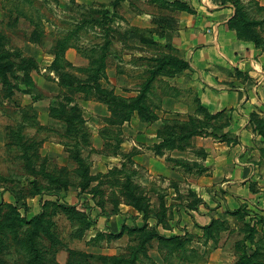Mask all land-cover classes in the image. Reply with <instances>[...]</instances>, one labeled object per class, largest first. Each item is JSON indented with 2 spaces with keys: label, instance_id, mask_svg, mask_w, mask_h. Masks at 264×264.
<instances>
[{
  "label": "rangeland",
  "instance_id": "rangeland-1",
  "mask_svg": "<svg viewBox=\"0 0 264 264\" xmlns=\"http://www.w3.org/2000/svg\"><path fill=\"white\" fill-rule=\"evenodd\" d=\"M28 1L17 7L0 0V264H30L28 239L46 264H66L71 255L73 264H89L83 254L92 256L91 264H111L132 252L137 264H204L205 249H190L187 239L183 245L146 241L154 225L135 234L128 224L110 229L126 215L140 225L144 214V221L159 219L170 237L182 202L199 200L190 190L174 194L183 184L178 178L163 187L142 175L147 148L126 144L123 131L128 123V136L145 140L138 130L159 116L164 99L157 94L177 92L169 79L186 66L170 38L179 16L192 12L191 2ZM224 2L239 9L245 32L264 42V0ZM184 92L190 90L178 91ZM199 109L152 129L164 141L166 162L193 179L200 174L197 162L178 153L202 156L191 141L211 119L218 121ZM33 206L38 212L28 214Z\"/></svg>",
  "mask_w": 264,
  "mask_h": 264
},
{
  "label": "crops",
  "instance_id": "crops-1",
  "mask_svg": "<svg viewBox=\"0 0 264 264\" xmlns=\"http://www.w3.org/2000/svg\"><path fill=\"white\" fill-rule=\"evenodd\" d=\"M189 2L192 12L179 16V27L170 38L186 64L180 76L169 79V88L177 92L157 94V99H164L156 109L159 116L150 125L141 122L138 130L145 140L130 138L128 123L123 125L124 139L130 146H146L142 175L162 180L163 187L171 178H178L183 184L174 194L190 190L199 199L193 206L182 202L180 214L173 218L179 221V228L171 234L184 236L179 239H187L190 249L204 248V264H236L241 260L244 264H264V42L238 34L232 25L236 16L232 4L223 0ZM186 89L190 92L178 93ZM179 99L184 103L179 104ZM198 107L200 113L218 121L213 124L215 118L211 119L203 128L204 135L191 141L203 150L202 156L188 149L185 154L178 153L197 162L200 174L193 179L166 162L164 141L152 129L169 116L195 115ZM156 148L160 153H155ZM35 207L28 214L37 213ZM139 219L140 225L129 215L123 216L125 223L114 220L110 229L120 232L124 224L130 225L129 230L154 225L158 234L167 232L153 216L144 221L140 214Z\"/></svg>",
  "mask_w": 264,
  "mask_h": 264
},
{
  "label": "trees",
  "instance_id": "trees-1",
  "mask_svg": "<svg viewBox=\"0 0 264 264\" xmlns=\"http://www.w3.org/2000/svg\"><path fill=\"white\" fill-rule=\"evenodd\" d=\"M10 1V3L11 4H15L17 7H18V3H20V4H24V3H26V4H29V1L28 0H9ZM225 0H223V2H224ZM178 2V1H177ZM15 6V7H16ZM235 7V9H236V16H235V20H234V22H233V27H235L236 28V30H237V32H238V34L241 36V37H243V38H245V39H250V40H252V41H254V42H257L258 41V39L256 38V37H254V36H252V35H250V34H248L247 32H245V30H246V25L244 24V22H242V20L240 21L239 20V18L240 19H242V17H240V13H239V9L236 7V6H234ZM14 8V7H13ZM20 15H18V16H25V12L24 11H22L21 9H19L18 8V11H17ZM24 12V13H23ZM23 13V14H22ZM37 26H38V24H37ZM71 37H66V38H64V40L66 41V40H68V39H70ZM185 66H186V64H185ZM0 71H2V69L0 68ZM2 82V85H6V81L4 80V82L3 81H1ZM124 120L125 121H127L128 120V118H124ZM83 132H85V129L83 130ZM83 140V139H82ZM61 210H63L65 213H69L68 211H73L72 209H70L69 207H66V206H61ZM74 213V212H73ZM145 215L143 214V217H144ZM34 219L35 218H33V220L32 221H34ZM36 220V219H35ZM31 221V222H32ZM91 226V223L90 222H88L87 224H86V226L83 228V229H88L89 227ZM146 225H144V226H141V227H135V228H132V229H130V231H129V233H131V234H135V233H137V232H142V231H144V230H146ZM144 237V236H143ZM145 239H146V241L147 240H150V239H157L161 244L162 243H165V244H167L168 242H172L173 240H177L178 241V244H181V245H183V242L179 239V236H170V237H166V236H163V235H160V234H158V233H156V230H151L150 232H147V234H145ZM143 240V239H142ZM145 241V242H146ZM141 243H142V241H141ZM24 248L25 247H27V249H29L30 250V252L28 253V260H29V262H30V264H39V263H42L41 261H43V263L42 264H46L47 263V261H46V259L44 258V255L41 253V252H38V250L37 249H35L33 246H32V244H31V241H30V239H28L24 244ZM27 252V251H26ZM83 257L85 258L83 261L85 262V263H89V264H91V261H90V259H91V257L92 256H88V255H84L83 254ZM94 259V258H93ZM137 259L138 258H136V256H134L133 255V252L131 253V257L130 258H124L123 256H119V257H116V258H114L113 260H112V263L111 264H137ZM76 261V259H74L73 257H72V255L71 256H69V258H68V260L66 261V264H73L74 262ZM101 264H104L103 262L101 263ZM236 264H244V262L241 260V261H239V262H237Z\"/></svg>",
  "mask_w": 264,
  "mask_h": 264
}]
</instances>
